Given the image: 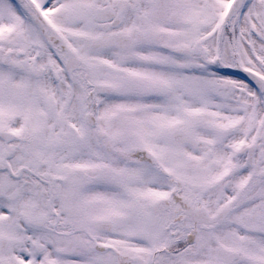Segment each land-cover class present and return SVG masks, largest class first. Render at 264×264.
<instances>
[{
    "label": "snow or ice",
    "instance_id": "6c2138e0",
    "mask_svg": "<svg viewBox=\"0 0 264 264\" xmlns=\"http://www.w3.org/2000/svg\"><path fill=\"white\" fill-rule=\"evenodd\" d=\"M0 264H264V0H0Z\"/></svg>",
    "mask_w": 264,
    "mask_h": 264
}]
</instances>
